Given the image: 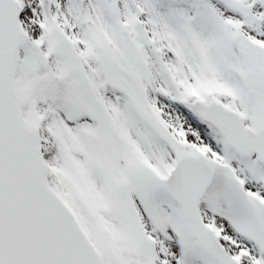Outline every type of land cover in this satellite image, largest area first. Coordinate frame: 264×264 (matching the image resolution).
<instances>
[{
	"label": "snow or ice",
	"instance_id": "snow-or-ice-1",
	"mask_svg": "<svg viewBox=\"0 0 264 264\" xmlns=\"http://www.w3.org/2000/svg\"><path fill=\"white\" fill-rule=\"evenodd\" d=\"M0 264H264V0H0Z\"/></svg>",
	"mask_w": 264,
	"mask_h": 264
}]
</instances>
